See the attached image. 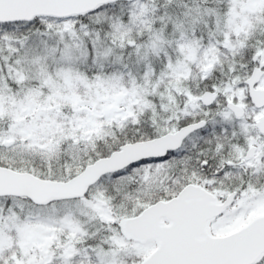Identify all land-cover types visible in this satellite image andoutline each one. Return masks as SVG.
<instances>
[{
  "label": "snow or ice",
  "instance_id": "obj_1",
  "mask_svg": "<svg viewBox=\"0 0 264 264\" xmlns=\"http://www.w3.org/2000/svg\"><path fill=\"white\" fill-rule=\"evenodd\" d=\"M0 264H264V0H0Z\"/></svg>",
  "mask_w": 264,
  "mask_h": 264
}]
</instances>
